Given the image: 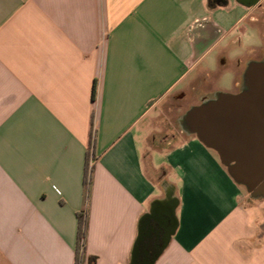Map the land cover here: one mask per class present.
Listing matches in <instances>:
<instances>
[{
    "label": "crops",
    "instance_id": "obj_1",
    "mask_svg": "<svg viewBox=\"0 0 264 264\" xmlns=\"http://www.w3.org/2000/svg\"><path fill=\"white\" fill-rule=\"evenodd\" d=\"M263 57L264 0H0V264H264V198L153 122Z\"/></svg>",
    "mask_w": 264,
    "mask_h": 264
},
{
    "label": "water",
    "instance_id": "obj_2",
    "mask_svg": "<svg viewBox=\"0 0 264 264\" xmlns=\"http://www.w3.org/2000/svg\"><path fill=\"white\" fill-rule=\"evenodd\" d=\"M180 123L217 152L252 198H264V57L247 64L238 92L217 91L188 109Z\"/></svg>",
    "mask_w": 264,
    "mask_h": 264
},
{
    "label": "rangeland",
    "instance_id": "obj_3",
    "mask_svg": "<svg viewBox=\"0 0 264 264\" xmlns=\"http://www.w3.org/2000/svg\"><path fill=\"white\" fill-rule=\"evenodd\" d=\"M244 70L239 69L237 72L240 74L241 84ZM232 73V69L219 68L214 72L213 79L211 81H208L203 85H200L198 82H194L193 84L186 86L181 92L176 91L170 94L157 109L156 117L153 120L154 125H156V128L158 129L155 134L159 137H163L165 134H169L170 132L176 133L178 131H182L183 137L189 135L183 130L180 119L188 109L202 102L198 98L201 93L205 92L207 89L215 87L233 88ZM240 88L241 86L238 91Z\"/></svg>",
    "mask_w": 264,
    "mask_h": 264
},
{
    "label": "trees",
    "instance_id": "obj_4",
    "mask_svg": "<svg viewBox=\"0 0 264 264\" xmlns=\"http://www.w3.org/2000/svg\"><path fill=\"white\" fill-rule=\"evenodd\" d=\"M90 183H91V177H90L89 172H87L86 178H85V185H86L87 191L89 190ZM85 235H86V221L84 220V216L80 214V227H79L78 247H77V262H79L83 257V253L81 252V243H82V240H84V249H85Z\"/></svg>",
    "mask_w": 264,
    "mask_h": 264
},
{
    "label": "built area",
    "instance_id": "obj_5",
    "mask_svg": "<svg viewBox=\"0 0 264 264\" xmlns=\"http://www.w3.org/2000/svg\"><path fill=\"white\" fill-rule=\"evenodd\" d=\"M89 174H90V172H89ZM84 220H85V218H84ZM81 252L84 254V240H82V243H81Z\"/></svg>",
    "mask_w": 264,
    "mask_h": 264
},
{
    "label": "flooded vegetation",
    "instance_id": "obj_6",
    "mask_svg": "<svg viewBox=\"0 0 264 264\" xmlns=\"http://www.w3.org/2000/svg\"><path fill=\"white\" fill-rule=\"evenodd\" d=\"M203 97H204V98H203ZM208 97H209L208 95H200L199 98H201V99H199V100L202 101L203 99H206V98H208ZM201 101H200V102H201Z\"/></svg>",
    "mask_w": 264,
    "mask_h": 264
}]
</instances>
